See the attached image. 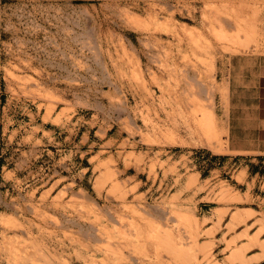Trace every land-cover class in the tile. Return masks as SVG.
I'll return each instance as SVG.
<instances>
[{"label": "rangeland", "instance_id": "rangeland-1", "mask_svg": "<svg viewBox=\"0 0 264 264\" xmlns=\"http://www.w3.org/2000/svg\"><path fill=\"white\" fill-rule=\"evenodd\" d=\"M263 73L264 0H0V264H264Z\"/></svg>", "mask_w": 264, "mask_h": 264}, {"label": "crops", "instance_id": "crops-1", "mask_svg": "<svg viewBox=\"0 0 264 264\" xmlns=\"http://www.w3.org/2000/svg\"><path fill=\"white\" fill-rule=\"evenodd\" d=\"M233 136L238 154L247 162L264 164V73L251 76L243 86L235 80Z\"/></svg>", "mask_w": 264, "mask_h": 264}, {"label": "bare ground", "instance_id": "bare-ground-1", "mask_svg": "<svg viewBox=\"0 0 264 264\" xmlns=\"http://www.w3.org/2000/svg\"><path fill=\"white\" fill-rule=\"evenodd\" d=\"M134 27V26H133ZM235 31V30H234ZM195 33V32H194ZM220 33V32H219ZM193 34V33H192ZM223 34V33H222ZM194 36V35H193ZM220 36V34L217 36V37H219ZM189 37V36H188ZM192 37V36H191ZM195 37V36H194ZM200 37V36H199ZM193 38V37H192ZM234 39V38H233ZM190 40H191V38H190ZM238 40V39H237ZM236 40V41H237ZM194 41V40H193ZM192 41V42H193ZM200 41V40H199ZM194 43H195V41H194ZM237 44V43H236ZM239 45V44H238ZM234 45H232V47H233ZM237 46V45H236ZM240 46V45H239ZM243 46V45H242ZM230 47V46H229ZM234 48V47H233ZM236 50V49H235ZM233 51V50H232ZM234 52V51H233ZM235 53V52H234ZM207 65V64H206ZM213 66H214V64H212ZM212 67V66H211ZM209 68V67H208ZM213 69H214V67H213ZM212 70V69H211ZM224 92H225V90H224ZM226 93V92H225ZM224 94V93H223ZM190 96V95H189ZM44 97V96H43ZM227 97V96H226ZM225 97V98H226ZM212 102V101H211ZM210 102V103H211ZM212 106V105H211ZM208 107V106H207ZM206 107V108H207ZM208 109H210V107H208ZM212 109V108H211ZM212 112V111H211ZM203 113V112H202ZM208 113V112H207ZM205 115H207V117H209V119H207L206 118V120L208 121V123H207V125L202 121V123H201V126H203L204 124L206 125H204V127H202V128H204V130H205V133H207V135H208V137H209V140L210 139H214V137H216V136H213V134L215 135V133H216V131H215V120H214V116H213V114H205ZM209 115V116H208ZM203 116H204V114H203ZM203 116H202V120H204L205 119V116H204V119H203ZM205 121V120H204ZM215 131V132H214ZM187 220H189V219H187ZM190 221V220H189ZM196 221V220H195ZM195 225H196V222H195ZM194 225V226H195ZM165 238H166V234H165ZM167 239V238H166ZM168 241V240H167Z\"/></svg>", "mask_w": 264, "mask_h": 264}]
</instances>
